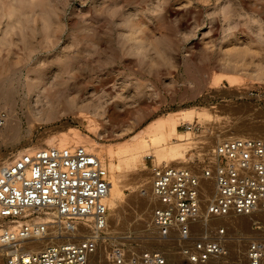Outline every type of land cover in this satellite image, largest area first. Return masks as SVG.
I'll list each match as a JSON object with an SVG mask.
<instances>
[{
    "label": "rangeland",
    "instance_id": "rangeland-1",
    "mask_svg": "<svg viewBox=\"0 0 264 264\" xmlns=\"http://www.w3.org/2000/svg\"><path fill=\"white\" fill-rule=\"evenodd\" d=\"M260 1L0 0L1 77H8L6 70L14 62L22 66L26 61L29 67L53 60L69 67L77 64L76 70L64 72L74 83L70 96L79 97L82 104L103 105L99 113L93 107L83 110L85 114L61 111L53 121L30 123L20 86L15 109L21 125L16 137L0 133V166L28 152L24 148L45 147L47 139L53 142L71 128L101 146L118 149L157 118L169 122V129L176 119L172 139L191 140L185 148L186 162L173 166L191 165L199 152H208L232 135L264 136V0ZM56 68L51 67L48 78L59 74ZM72 72L78 74L76 79L69 77ZM26 74L27 67L19 74L24 75L23 83ZM187 111L194 112L192 119L181 117ZM197 120L205 127L202 133L182 128ZM155 159L147 156L136 166H118L122 195L115 209L110 208L109 227L87 264H116L120 251L128 262L145 247L160 248L167 264H193L181 253L179 234L160 238L151 224L152 169L159 164ZM109 160L105 156L107 167ZM209 182L213 184L205 180ZM198 219L191 227L196 238L218 237L217 227H226L225 253L204 264H245L248 242L264 233V216L254 212L213 217L209 225Z\"/></svg>",
    "mask_w": 264,
    "mask_h": 264
},
{
    "label": "built area",
    "instance_id": "built-area-1",
    "mask_svg": "<svg viewBox=\"0 0 264 264\" xmlns=\"http://www.w3.org/2000/svg\"><path fill=\"white\" fill-rule=\"evenodd\" d=\"M200 134L198 120L182 125ZM212 133V129L208 130ZM151 224L160 238H181V253L204 264L225 253L222 235L193 237L195 219L264 210V136H234L199 152L189 166H153ZM205 180L212 181L205 203ZM110 171L84 145L38 147L0 166V253L2 264H87L110 222ZM47 244L37 246L39 244ZM116 264H167L158 247H145ZM245 264H264V233L248 242Z\"/></svg>",
    "mask_w": 264,
    "mask_h": 264
},
{
    "label": "bare ground",
    "instance_id": "bare-ground-1",
    "mask_svg": "<svg viewBox=\"0 0 264 264\" xmlns=\"http://www.w3.org/2000/svg\"><path fill=\"white\" fill-rule=\"evenodd\" d=\"M262 1H260V3ZM262 8L261 10H263ZM238 53H240V56L238 55V58L239 59L243 58L244 56L242 55L243 53L242 54L241 52ZM47 62L46 61L43 62L47 64L46 66L44 64L43 66L41 65L42 63H40L33 65L32 67H29L31 63L29 64L26 61L25 63H23L22 66H21L22 64L21 62L19 66L17 64L18 62L17 63L14 62L12 64L10 63V65L9 64L8 65L11 66V68L8 67L9 70L8 68L6 70L9 71L8 77H6L7 74L6 76L1 77V73L3 74V72L1 71L2 66H0V105L3 104L2 105L3 107L2 106L1 107L4 110L7 108L5 112H3V110L0 109V111H2L0 112V131H1L0 133L5 134L8 132L11 136H15V137L19 133L21 119L19 117L20 115H18L17 113V109L15 108L17 104L16 94L18 90H20L19 89L20 86H23L25 90V95L27 97V99L24 100L23 105H27L26 108L28 107L26 112H29V115L27 114V117L30 116L28 119L30 123L34 122L36 124L37 122L38 124L41 122L53 121L54 119L59 117V113L61 111H65V112L79 111L80 113H82L83 110L90 109L91 107L95 108L98 111V109L101 108V106H103L102 104L99 103L90 104L89 102L87 104H84L83 102L82 104V102L80 103L79 97L70 96L71 90H73L72 87H74L73 85L74 83H70L69 80L64 78L65 77L64 72L67 73V71H71L73 69L76 70V67H78L79 65L69 63L70 64L69 67V65L66 62L57 61V60L56 61L53 60L50 63ZM53 65L57 66L56 69H58V71L60 72L59 74L53 76V78L51 79L52 76L50 78H48V76L50 73L53 72V69H51ZM25 67H27V74L25 76V82L23 83L22 80L24 75L22 76L19 74L22 73V71H24ZM74 72H72V74L69 76L72 79H76L78 77V74ZM257 76L258 77L263 76V70L257 71ZM229 80L231 82H234L232 78H229ZM21 92L24 91L22 90ZM4 106L6 108H4ZM83 114H85L84 111ZM193 114L194 112L187 111V113L185 115H182L181 117L186 118L188 120V119H192ZM204 114L207 115V113H200V115H204ZM32 115H35V117L31 118ZM178 117H180V115H178L177 118ZM167 118L170 117L167 116ZM91 121L94 120L90 119V122ZM173 121L174 123L172 124V128L169 129L167 127V123L169 122H167L164 118L161 119L157 118L152 120L143 128L141 132L135 134L129 140H127V142L121 144L118 147V149H114L112 147H104V145L101 146L98 141H94L91 140V138L83 136L80 132H78V130H74V128H71V130L67 129V131L65 132H61L63 134L58 135L55 139L52 137V139H54L53 142L47 139L46 146L66 147V146L84 145L87 148L91 146L94 151H96L99 155H101V159L105 164H106V162L104 161L105 156L109 157L111 161L109 160L110 164H108L109 165L108 168L110 170L111 182H110L109 197L107 201L110 208L115 209V207L118 204V200L121 198L122 195L121 193L123 189L121 185L122 180L120 178V175L117 173V168L118 166H120V164L125 167L136 166L138 159H145V157L147 156H153V157L155 156L156 157L155 160H157V162L159 163L181 164L186 162L184 158L185 148L188 144H190L191 140L189 137L179 139L178 137L180 136H178L176 140L172 139V135L177 132L176 126L174 125L176 119ZM231 137H234V135H232ZM32 149L33 147H26L23 150L32 151ZM101 150L104 151V153H102ZM20 152H22V150ZM115 156L119 158V162L117 161L118 163L114 161ZM137 185H138L137 187H141L142 184L139 181V184ZM209 186H211L210 182L204 184L205 187L203 190L204 200L211 199L212 193ZM254 213H257V215L261 217L264 216V210H256L254 211ZM111 215L113 214L111 213L110 216ZM241 215L244 216V214ZM228 216L233 217L234 215L231 214ZM45 242L37 246H43L47 244Z\"/></svg>",
    "mask_w": 264,
    "mask_h": 264
},
{
    "label": "crops",
    "instance_id": "crops-1",
    "mask_svg": "<svg viewBox=\"0 0 264 264\" xmlns=\"http://www.w3.org/2000/svg\"><path fill=\"white\" fill-rule=\"evenodd\" d=\"M251 122V121H248V123Z\"/></svg>",
    "mask_w": 264,
    "mask_h": 264
}]
</instances>
